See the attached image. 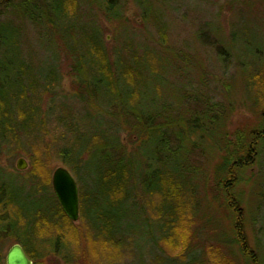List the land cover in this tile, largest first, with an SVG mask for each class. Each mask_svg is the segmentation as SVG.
<instances>
[{
    "label": "trees",
    "instance_id": "trees-1",
    "mask_svg": "<svg viewBox=\"0 0 264 264\" xmlns=\"http://www.w3.org/2000/svg\"><path fill=\"white\" fill-rule=\"evenodd\" d=\"M81 1L90 10L95 4L108 22L120 23L124 18L121 0H23L17 15L11 10L14 1L7 0L20 27L10 17L0 20V147L41 149L30 153L31 169L25 176L0 166V264H4L3 251L9 241L19 242L32 264H40L36 259L48 252L60 255L66 264L72 260L66 238L75 236L77 227L50 192L47 158L52 151L77 182L79 219L90 229L92 239L121 249L125 242L130 246L132 239L124 211L127 204L142 201L153 207L149 199L161 198V209L154 214L159 223L158 236H152L155 246L158 239H168L176 213L188 212L177 201L184 197L195 203L197 184L191 174L198 169L190 163L198 150L215 161L217 196L226 200L224 189L233 180V169H245L257 139L264 140L261 116L253 129L228 140L227 110L221 102L206 99L202 80L197 81L199 87L177 97L186 107L176 111V119L161 110L156 111L161 117L158 121L145 118L140 97L155 80L151 75L156 69L146 61L152 54L147 46L141 54L125 45L108 52L95 21L91 19L90 26L77 25L86 16L81 13ZM145 1L149 8L156 4ZM133 2L141 11V0ZM158 13L154 10L151 16L157 20ZM140 16L144 22L150 17L147 12ZM24 21L34 25L33 51L43 57L34 66L23 56L27 49L22 37ZM156 24L162 43L164 26L159 20ZM62 60L68 66L69 92L61 86ZM253 72L245 74L244 84L248 99L260 108L264 87L259 73ZM124 133L134 140L129 149L122 139ZM134 164L140 165L139 171L133 170ZM46 226L52 230H43ZM239 235L235 237L240 240ZM244 246L246 262L259 264Z\"/></svg>",
    "mask_w": 264,
    "mask_h": 264
},
{
    "label": "rangeland",
    "instance_id": "rangeland-1",
    "mask_svg": "<svg viewBox=\"0 0 264 264\" xmlns=\"http://www.w3.org/2000/svg\"><path fill=\"white\" fill-rule=\"evenodd\" d=\"M10 1H14L11 10L17 15L21 11L17 6L23 0ZM6 2L0 0V20L10 17L14 25L20 27V22L7 8ZM153 2H156V7L149 8L148 1L141 0L140 11L133 0H121L124 18L117 23L108 22L95 9V4L90 10L81 1V13L86 16L79 19L77 25L82 22L90 26V20L95 21L104 46L111 54L124 45L132 50L136 48L138 54L148 47L152 55L146 61L156 70L151 75L155 79L154 83H149L148 91L142 92L140 97L145 118L154 117L156 122L161 118L156 111L161 110L164 115L176 119V111L186 107L177 97L182 98L184 93H189L197 86L198 80H202L201 91L206 99L221 102L227 110L225 126L228 140L238 133L253 129L258 124L257 118H264V104L260 108L252 104L244 79L245 74L257 72L264 87V0ZM154 10L159 11L157 20L164 26L165 39L162 43L157 20L151 16ZM140 12L150 15L148 21L142 20ZM87 14L90 16L87 17ZM22 35L27 47L23 54L27 63L30 66L39 64L43 57L41 52L33 51L36 36L34 25L24 21ZM61 71V86L69 92L71 85L67 62L62 63ZM122 137L127 148H131L133 137H128L126 133ZM205 147L208 148V145ZM40 150L3 149L1 146L0 166L20 177L25 176L27 170L31 169L30 153ZM198 151L190 163L192 168L198 169L191 174L197 184L195 203L184 197L177 201L178 205L184 203V209L188 212L176 213L168 239H158L155 246L152 243V236L159 234V223L154 217L158 215L156 212L161 209L162 203L161 198L155 196L148 201L153 207L142 201L141 204L129 203L124 207L132 239L130 246L125 242L121 249L112 243L106 246L101 241L93 240L90 229L80 219L73 222L77 233L72 235L74 237L68 235L66 238L73 253L69 264H248L242 244L247 251L257 256L259 264H264V140L257 139L250 154L251 163L245 169L241 166L233 169V180L224 189L226 200L217 196L219 188L214 184L215 161ZM51 155L47 158L50 180L54 168L65 166ZM18 158L25 159L26 169L16 168ZM132 168L139 171L140 165L134 164ZM222 186L225 187V184ZM49 188L53 192L51 184ZM29 191L30 188L26 187V192ZM231 198L234 199V205L230 202ZM38 204H42L41 200H38ZM43 230L50 231L52 228L49 230L46 226ZM235 234L239 235L242 244ZM12 242L5 245L3 254ZM162 258L168 261L161 262ZM36 260L40 264H66L60 255L51 252Z\"/></svg>",
    "mask_w": 264,
    "mask_h": 264
},
{
    "label": "water",
    "instance_id": "water-1",
    "mask_svg": "<svg viewBox=\"0 0 264 264\" xmlns=\"http://www.w3.org/2000/svg\"><path fill=\"white\" fill-rule=\"evenodd\" d=\"M16 168L24 170L27 162L24 158H18ZM52 191L64 213L74 222L79 218V194L75 178L65 166H57L51 175ZM4 264H32L19 243H12L5 252Z\"/></svg>",
    "mask_w": 264,
    "mask_h": 264
},
{
    "label": "bare ground",
    "instance_id": "bare-ground-1",
    "mask_svg": "<svg viewBox=\"0 0 264 264\" xmlns=\"http://www.w3.org/2000/svg\"><path fill=\"white\" fill-rule=\"evenodd\" d=\"M78 186V185H77ZM78 194H79V190H78ZM239 212V211H238ZM78 220H79V218H78ZM74 222V221H73ZM12 243H19V242H12ZM11 243V244H12ZM20 244V243H19ZM21 245V244H20ZM22 246V245H21ZM22 248H23V246H22ZM24 249V248H23ZM24 251H25V249H24ZM32 263H33V261H32Z\"/></svg>",
    "mask_w": 264,
    "mask_h": 264
}]
</instances>
